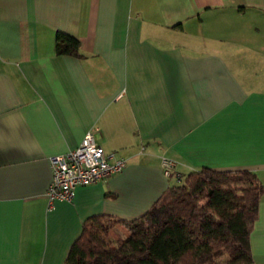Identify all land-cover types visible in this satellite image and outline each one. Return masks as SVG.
<instances>
[{"label": "crops", "instance_id": "1", "mask_svg": "<svg viewBox=\"0 0 264 264\" xmlns=\"http://www.w3.org/2000/svg\"><path fill=\"white\" fill-rule=\"evenodd\" d=\"M89 131L126 168L51 208V160ZM162 157L264 185V0H0V264H65L88 218H140L178 183Z\"/></svg>", "mask_w": 264, "mask_h": 264}, {"label": "trees", "instance_id": "2", "mask_svg": "<svg viewBox=\"0 0 264 264\" xmlns=\"http://www.w3.org/2000/svg\"><path fill=\"white\" fill-rule=\"evenodd\" d=\"M55 52L85 58L80 39L68 33L56 34ZM263 195L264 185L249 170L180 175L138 219L88 218L65 264H252ZM120 225L128 234L115 240Z\"/></svg>", "mask_w": 264, "mask_h": 264}, {"label": "built area", "instance_id": "3", "mask_svg": "<svg viewBox=\"0 0 264 264\" xmlns=\"http://www.w3.org/2000/svg\"><path fill=\"white\" fill-rule=\"evenodd\" d=\"M51 163L53 180L48 190L51 208L55 202H73L77 188L92 186L119 174L127 165L125 159L104 150L94 131L85 134L78 148L52 159ZM162 167L166 177L180 179L174 172L176 164L172 160L162 157Z\"/></svg>", "mask_w": 264, "mask_h": 264}, {"label": "rangeland", "instance_id": "4", "mask_svg": "<svg viewBox=\"0 0 264 264\" xmlns=\"http://www.w3.org/2000/svg\"><path fill=\"white\" fill-rule=\"evenodd\" d=\"M121 233L120 232H117L116 230L113 231L112 233V238H114L115 240L118 239V237H121Z\"/></svg>", "mask_w": 264, "mask_h": 264}]
</instances>
